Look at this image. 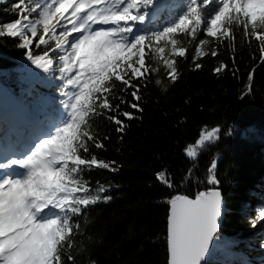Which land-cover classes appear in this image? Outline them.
I'll return each mask as SVG.
<instances>
[{"label": "trees", "instance_id": "1", "mask_svg": "<svg viewBox=\"0 0 264 264\" xmlns=\"http://www.w3.org/2000/svg\"><path fill=\"white\" fill-rule=\"evenodd\" d=\"M113 2L107 0L108 4ZM19 3L20 0H0V85L13 93L0 100V113L5 118L0 136L7 134L12 122L17 128L15 142L0 148V159L30 152L40 140L53 135L70 111L62 101L75 102L72 94L76 89L63 87V77L69 74L56 70L62 64L54 63L45 72L28 59V51L43 55L47 46L37 49L34 43L26 50L20 46L23 37L16 39L6 34L5 26L23 17L22 10L16 7ZM187 3L188 0H167L158 19L154 17L160 8L159 0L141 5L140 13L149 14L143 24L132 22L134 31L145 34L173 26L187 11ZM44 6L45 0H25L23 11L27 17L41 20L39 13ZM220 6L219 0L201 6V23L192 25L197 28L195 38L188 33L175 34L174 38L186 49L185 57H173L172 45L163 41L146 49L147 66L158 71L141 89L142 113L128 104L121 105V112L139 117H119L129 125L122 139L111 120L103 116L91 118L89 127L105 147L90 151L110 164L115 162L118 170L93 168L83 173L82 178L89 181L85 184L89 188L87 195L99 196L100 200L85 207L79 216L70 214L74 225L79 221L80 231L70 234L64 264H166L167 201L176 194L193 197L211 187L221 191L224 207L212 243L213 254L205 264H264V219L254 208L264 210V53L254 38L246 37L243 28L235 29L233 41L216 42L206 36L209 20ZM38 33L44 34L41 26ZM201 39L209 43L199 45ZM156 44L165 49V58L177 61L180 75L174 83L168 80L167 70L154 51ZM197 47L206 53L218 47L219 55L195 58ZM54 48L52 42L47 50L52 52ZM51 58L55 62L56 54ZM195 63L202 67L196 69ZM221 63L227 69L217 75L213 69ZM157 79L160 84L155 83ZM29 85L36 89L31 97L22 90ZM116 87L117 95H124L119 92L123 87L119 82ZM40 94L50 98V106L43 113L37 105ZM124 98L135 102L130 95ZM112 102L118 104L119 100ZM10 114L15 118L11 119ZM214 127L220 132L197 146L201 133ZM189 145L195 148L196 156H188L185 149ZM213 162L217 163L214 170ZM161 171L170 175L174 187L157 179ZM212 176L217 178V185L207 183ZM105 197L111 199L105 202ZM253 220L256 223L248 226L247 222Z\"/></svg>", "mask_w": 264, "mask_h": 264}, {"label": "snow or ice", "instance_id": "2", "mask_svg": "<svg viewBox=\"0 0 264 264\" xmlns=\"http://www.w3.org/2000/svg\"><path fill=\"white\" fill-rule=\"evenodd\" d=\"M24 3L25 0H20L16 6L22 10L23 19L9 22L5 26L6 34L16 39L23 37L20 46L26 50L34 43L37 49L50 48L54 42L52 52L47 48L43 55L28 51V59L45 72L52 69L54 63L62 64L56 70L69 74L63 77L66 81L63 87L76 89L72 94L75 102L62 101L66 110L70 108L66 112L67 118L53 135L36 143L30 154L0 159V169L13 166L27 169L23 177L8 175L0 179V264H64V249L72 239L70 234L80 231L79 221L74 225L70 214L79 216L85 207L100 200L99 196L87 195L89 188L85 184L89 181L82 178L83 173L93 168L118 170L115 162L110 164L90 151L91 148L105 147L89 127L91 118L103 116L111 120L122 139L129 125L119 117L128 120L139 117L121 112V105L128 104L142 113L141 89L148 84L151 74L158 71L147 66L146 49L154 42L163 41L172 45L173 57H185L186 49L174 38L175 34L188 33L195 38L197 28L192 25L201 23V6L210 5L212 0H188L187 11L177 23L162 31L145 34L134 31L132 22L143 24L149 13L141 14L139 9L141 5H152L154 0H114L111 4L107 0H45L43 11L39 13L42 19L35 21L29 20L27 12L23 11ZM159 3L154 19L164 11L167 0H159ZM219 3L221 6L206 27V36L215 38L216 42L233 41L235 29L243 28L246 37L254 38L264 53V0H219ZM133 10H136L135 14ZM38 26L42 27L44 34L38 33ZM198 43L205 45L209 41L201 39ZM154 51L167 70L168 80L176 82L180 75L176 59L165 58V49L158 44ZM53 54L57 57L55 62L51 58ZM205 55L217 57L218 47L207 53L202 47L195 49V58ZM261 61L264 62V55ZM201 67L200 63H195L196 69ZM226 69L227 65L221 63L213 71L219 75ZM116 82L123 86L119 92L124 95H117ZM155 83L160 84L161 80L157 79ZM22 90L27 97L36 91L34 85ZM5 95L13 93L0 85V100ZM126 95L135 102L127 101ZM113 100H119V103L114 104ZM37 105L40 113L46 112L50 98L40 94ZM4 119L0 113V130ZM218 132V127L202 132L196 145L212 140ZM14 136L17 137V128L12 122L7 134L0 136V148L5 143L13 144ZM185 151L188 156L197 155L191 145ZM216 167L217 163L213 162L211 168ZM156 176L167 187H174L166 172H158ZM207 183L217 185L218 180L212 176ZM100 191L105 189L100 188ZM104 199L106 202L111 197ZM167 203L170 206L167 227L169 264H202L218 232L221 191L212 187L200 191L194 199L176 194ZM259 217L264 219V210L259 211ZM255 223L253 220V225Z\"/></svg>", "mask_w": 264, "mask_h": 264}, {"label": "rangeland", "instance_id": "3", "mask_svg": "<svg viewBox=\"0 0 264 264\" xmlns=\"http://www.w3.org/2000/svg\"><path fill=\"white\" fill-rule=\"evenodd\" d=\"M21 19H23V17H20ZM18 19V18H17ZM16 19V20H17ZM28 19L29 20H31V21H35V20H37V19H33L32 17H28ZM7 111H6V109L4 110V113H6ZM34 147L32 146L31 147V150L33 149ZM9 156H17V157H21V154L20 153H14V155H6V156H3L2 158H7V157H9ZM5 170L4 171H2L3 173H4V175H0V179H3L5 176H8V175H11V176H15V177H23L22 175H25L26 174V172H27V169L24 171V173L23 174H13L11 171H12V169H13V167L12 168H4ZM254 208L257 210V212H259V211H262L261 210V208H260V206H254ZM248 224V226H252V224H253V222L252 221H249V222H247ZM252 235L253 234H251L250 235V237L252 238Z\"/></svg>", "mask_w": 264, "mask_h": 264}, {"label": "water", "instance_id": "4", "mask_svg": "<svg viewBox=\"0 0 264 264\" xmlns=\"http://www.w3.org/2000/svg\"><path fill=\"white\" fill-rule=\"evenodd\" d=\"M212 188V187H211ZM209 188H207V189H204V190H201V191H206V190H208ZM199 193V192H198ZM181 195H184V194H181ZM174 196V195H173ZM188 196V195H187ZM196 196V195H195ZM195 196H189V198H195ZM169 204H168V210H167V227H168V215H169ZM223 207H224V201H223V198H222V212H221V217H220V219H219V221H218V225H220V222H221V219H222V216H223ZM218 228H219V226H218ZM166 242H167V239H166ZM167 250H168V244H167ZM213 254V245L211 244L210 245V248H209V253L208 254H206V256H205V259H204V261L202 262V264H205L206 263V261H207V259L208 258H210V256ZM166 264H169V253H168V255H167V262H166Z\"/></svg>", "mask_w": 264, "mask_h": 264}]
</instances>
